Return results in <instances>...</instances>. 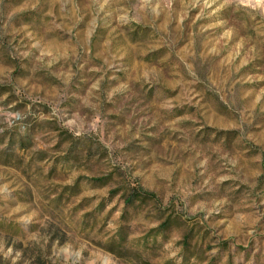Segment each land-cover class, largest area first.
Instances as JSON below:
<instances>
[{
	"label": "rangeland",
	"instance_id": "374dc122",
	"mask_svg": "<svg viewBox=\"0 0 264 264\" xmlns=\"http://www.w3.org/2000/svg\"><path fill=\"white\" fill-rule=\"evenodd\" d=\"M0 264H264V0H0Z\"/></svg>",
	"mask_w": 264,
	"mask_h": 264
}]
</instances>
